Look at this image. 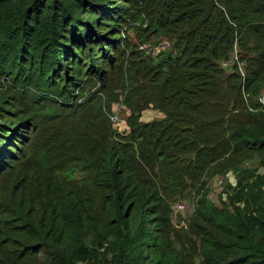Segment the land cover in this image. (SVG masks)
<instances>
[{"label":"trees","instance_id":"trees-1","mask_svg":"<svg viewBox=\"0 0 264 264\" xmlns=\"http://www.w3.org/2000/svg\"><path fill=\"white\" fill-rule=\"evenodd\" d=\"M263 89L264 0H0V264H264Z\"/></svg>","mask_w":264,"mask_h":264},{"label":"rangeland","instance_id":"rangeland-1","mask_svg":"<svg viewBox=\"0 0 264 264\" xmlns=\"http://www.w3.org/2000/svg\"><path fill=\"white\" fill-rule=\"evenodd\" d=\"M140 16L146 17V12H140L139 13ZM142 18V17H141ZM139 19V18H138ZM140 20V19H139ZM138 29L136 27L131 28L128 33H126L125 35L129 38L130 42L132 44H134L136 47H138L139 45H142L140 48H142L147 54L149 55H155L156 52L159 51V49H161L163 46L168 47L170 45H167V41L164 39H161L162 41L159 43H155L154 40L151 41L149 40L148 42L141 44L140 43V39L138 37L137 34ZM153 39V38H151ZM232 59H236L235 57V53L233 54ZM230 63H233L234 61L231 60L229 61ZM242 67V64L240 66V68ZM124 90L122 87L118 88L116 90V97L117 100H115L110 107V121L111 123V117H116L117 121H121L122 125H119V128H123L125 127L124 131H120L117 127V131L119 132H125L128 131L129 127L125 122V118L128 115V110L126 109V106L123 104V100L125 97L124 94ZM162 115L159 113V111L155 108H153L152 106H149L147 109H145L142 114H141V120L142 121H149L151 119H157L160 118ZM115 128V127H114ZM249 168V169H247ZM245 169L248 171H252L254 174L258 173L260 171V169H258L254 163L252 164H248L245 163ZM235 174L231 171V172H227L226 175H217L214 176L212 179H210L208 181V188H209V194L206 195L208 197V199L210 201H212L213 203L219 205V200L218 199H224V201L227 198V193H229L231 191L232 186L235 185ZM172 209V215H173V219L174 221H183L185 220L191 213L192 211V203L190 200L185 199V200H178L176 202H174L171 206ZM180 216V218H179Z\"/></svg>","mask_w":264,"mask_h":264},{"label":"built area","instance_id":"built-area-1","mask_svg":"<svg viewBox=\"0 0 264 264\" xmlns=\"http://www.w3.org/2000/svg\"><path fill=\"white\" fill-rule=\"evenodd\" d=\"M258 101H259V103L262 105V109H263V111H264V89H263V91H262V93H261V95L259 96V98H258ZM111 120H112V125L116 128H118L120 131H124V129H125V127H123V128H119V125L121 124L122 125V122L121 121H117V119H116V117H111Z\"/></svg>","mask_w":264,"mask_h":264}]
</instances>
